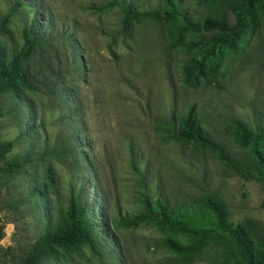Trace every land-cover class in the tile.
<instances>
[{
  "label": "rangeland",
  "instance_id": "rangeland-1",
  "mask_svg": "<svg viewBox=\"0 0 264 264\" xmlns=\"http://www.w3.org/2000/svg\"><path fill=\"white\" fill-rule=\"evenodd\" d=\"M22 1L24 5L9 16L13 1L0 0V22L9 16L4 44L20 48L24 29L34 22L38 33L53 41L60 61L53 65L66 84L52 94L45 88L32 93L35 113L23 122L10 95L0 97V143L13 144L0 161V264H13L38 235L34 207L25 201V178L8 180L1 173L6 162L26 154L35 159L31 172H42L44 165L55 171L62 206L71 188L82 186L104 246L99 252L89 247L81 253L58 252L59 264H182L160 246L167 235L154 224H122V218L143 209L146 197L163 198L178 211H193L210 196L225 204L231 223L250 219L264 228V184L228 171L208 150L171 139L168 127L172 114L183 115L195 106L213 140L245 157L233 139L231 121L239 119L251 129L264 127V25L245 38L237 53L223 48L219 66L206 83L190 67L193 60H201L190 49L195 37L191 33L171 48L162 23L148 19L126 27L121 10L103 9L108 3L104 0ZM120 1L140 11L157 10L162 2ZM179 2L196 20L209 16L200 0ZM228 18L232 23L233 17ZM213 36L203 35L208 49ZM58 90L73 91L69 105L56 94ZM26 129L32 132L22 138ZM68 137L88 146L78 150L92 161V170L83 176L69 157L58 156ZM175 239L186 241L183 236ZM219 254L207 248L189 264H216Z\"/></svg>",
  "mask_w": 264,
  "mask_h": 264
},
{
  "label": "trees",
  "instance_id": "trees-1",
  "mask_svg": "<svg viewBox=\"0 0 264 264\" xmlns=\"http://www.w3.org/2000/svg\"><path fill=\"white\" fill-rule=\"evenodd\" d=\"M12 1L13 10L9 16L24 5L22 0ZM104 1L108 3L102 8L113 6L121 10L126 27L148 19L162 23L171 48L179 46L188 33L193 34L195 37L190 49H195L201 60H193L190 67L195 77L203 78L206 83L210 82L212 69L216 70L219 66L223 57L222 49L225 48L227 53H237L245 38L259 33L264 25V0H200L209 9V16L203 21L194 19L188 10L182 8L179 0H162L159 9L152 11H140L120 0ZM229 15L233 17L232 23L229 22ZM9 16L0 22V97L10 95L15 113L23 122L35 113L32 93L45 88L52 94L56 87L66 83L62 72L53 65L60 62L54 53L53 41L42 37L34 22L24 29L20 48L6 47L3 39L7 35ZM204 34L214 35L210 40V49L203 45ZM69 44L76 48L74 43ZM217 47L219 49L215 52ZM77 63L78 58L74 57L72 64ZM56 94L65 97L69 105V94L73 95V91L68 94L58 90ZM2 116L3 108L0 104V118ZM231 125L235 143L245 152L243 159L219 145L203 129L195 106L183 115L176 117L172 114L168 123L172 132L171 139L208 150L228 171L245 180H256L264 184V127L251 129L239 119H232ZM30 131L24 130L22 138ZM79 147L88 148L77 138L68 137L66 144L60 147L62 149L58 156L64 159L69 157L72 165L83 176L86 170H92V161L89 156L79 154ZM12 148V142L0 143V161L5 159ZM34 160L32 155L26 154L6 162L1 168V173L8 180L25 178L28 186L25 201L31 202L34 207L38 229L34 242L15 257L13 264H59L55 261L58 252L81 253L86 247L94 252L102 250L104 246L87 211L82 186L77 190L72 187L66 204L62 206L59 204L60 188L55 171L50 165H44L42 172H31ZM121 222L124 225L144 222L154 224L167 235L159 243L160 246L177 256L182 264L193 262L207 248L220 252L216 264H264L263 226L250 219L238 224L231 223L225 204L217 198L206 196L195 210L178 211L170 208L163 198L146 197L143 199V209L133 217L122 218ZM177 236L185 237L186 241H178L175 239Z\"/></svg>",
  "mask_w": 264,
  "mask_h": 264
}]
</instances>
